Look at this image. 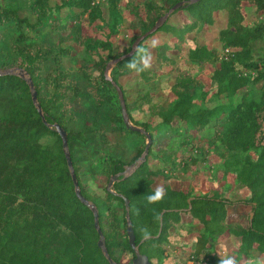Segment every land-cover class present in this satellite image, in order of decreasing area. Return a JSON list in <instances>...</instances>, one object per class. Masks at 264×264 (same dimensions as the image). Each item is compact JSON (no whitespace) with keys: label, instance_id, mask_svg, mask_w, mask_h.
Listing matches in <instances>:
<instances>
[{"label":"trees","instance_id":"1","mask_svg":"<svg viewBox=\"0 0 264 264\" xmlns=\"http://www.w3.org/2000/svg\"><path fill=\"white\" fill-rule=\"evenodd\" d=\"M180 1L139 44L158 42L150 70H129L135 39ZM263 38L264 0H0V264H131L128 212L151 264L264 260ZM116 85L152 135L146 154V141L131 157L112 148L110 135L147 137L126 125ZM178 133L206 140L157 142ZM159 179L164 199L149 205ZM234 205L250 206L247 222Z\"/></svg>","mask_w":264,"mask_h":264},{"label":"water","instance_id":"2","mask_svg":"<svg viewBox=\"0 0 264 264\" xmlns=\"http://www.w3.org/2000/svg\"><path fill=\"white\" fill-rule=\"evenodd\" d=\"M182 1L178 2L177 4H175L168 12H166L165 14L161 15L155 22V24L149 29L147 30L146 32L142 33L141 35H139L134 43H133V49L125 54L124 56L132 53L135 51V49L137 48V46H139L140 42L148 35L152 34L153 32H155L160 26H162L164 24V22L166 21V19L168 18L169 14L171 13V11L173 9H175ZM124 56H121L117 59H113L111 61L108 62L107 64V67H106V70H105V74L107 76V78H112L111 77V74H110V70L113 66V64H115L118 60L122 59ZM6 72H10V71H13L12 69H7L5 70ZM20 74L21 75H25V72L24 70L20 69ZM30 84H31V88L33 90V99L34 101L37 103L38 107H39V110L42 112V109H41V106H40V103L37 101V91L35 90V86H34V83L31 79V77L28 78ZM117 87V90H118V94H119V97H120V103H121V107H122V114H123V118H124V121L126 123V125L132 129H136V130H139V131H142V132H145L146 133V136L148 138L147 140V144H146V149H145V154L148 152L151 144H152V135L147 132L144 128H142L141 126H138V125H135L131 118H130V115H129V112H128V108H127V104H126V99H125V96H124V92L123 90L121 89V87L119 85H116ZM59 133L61 134L62 138H63V144H64V148H65V151H66V156L68 158V162H69V165L72 169V174H73V178L75 180V183H76V186H77V193L78 195L80 196V198L86 202L87 204H90L94 210H95V214H96V226L98 227V230L101 234V238L99 239V245L102 246L104 252L106 255L109 256V253H108V250H107V247H106V244H105V239H104V234L99 226V221H98V212H97V209L96 207L94 206V204H92L87 198H85L83 196V194L81 193V189L79 187V183L77 181V177H76V174L74 172V168H73V162H72V159H71V154H70V150H69V147H68V136H67V132L66 130L59 124L56 125ZM143 158H145V155L143 156ZM118 174H115L112 176V178L110 179L109 181V186H112L113 185V182H114V179L117 178ZM129 199L126 197V204L127 206H129ZM253 215V213H252ZM127 216H128V234H129V238H130V242H131V245L133 246L135 252H136V256L134 257L133 261L131 264H151V260L149 259V256L142 252L139 245L136 243V236H135V232H134V228H133V224H132V221L130 219V214L129 212L127 213ZM111 262L112 264H117L113 259H111Z\"/></svg>","mask_w":264,"mask_h":264},{"label":"rangeland","instance_id":"3","mask_svg":"<svg viewBox=\"0 0 264 264\" xmlns=\"http://www.w3.org/2000/svg\"><path fill=\"white\" fill-rule=\"evenodd\" d=\"M13 30V29H12ZM77 30L74 28H70L65 32L66 36L72 37L73 35H75L77 32ZM86 31V28H83V32ZM140 29H136L135 33H139ZM122 33H127L125 30L122 31ZM125 36H128V34H126ZM16 36L11 35V39H15ZM258 47H264V38L259 40L257 43ZM78 52L77 50H74V53ZM81 55L79 56V59H83V53H80ZM7 69H12V70H17L19 71L20 69H17L15 66H7ZM111 71V70H110ZM111 141H112V148L115 151H120L121 153H123L124 156L127 157H131L133 155L136 154L138 146L140 143H144L145 141L147 142L148 138H144L141 136H135V135H130L128 133H118L116 135H110ZM206 137L203 135H198V137H185L182 135V133H178L175 134L169 138L166 137V135H161L159 136V138H157V142H164L167 143L168 147L170 149L175 150L178 146L182 145L183 149L187 152L193 149H195L196 147H198L199 149H201V144L203 142H205ZM195 151H197V148L195 149ZM136 162H133L132 164H129L127 166V171H131L135 166H136ZM169 172V171H166ZM182 169L181 167L178 166L177 169H173L171 171V173L173 174H178L181 173ZM107 181L106 177H100L99 182L100 184H105ZM175 185H178V181L175 179L173 182ZM155 187H163V179H159L156 183H155ZM250 210V206H242V205H236V206H232L230 208V216L238 219V220H242L244 222H247L248 220V212Z\"/></svg>","mask_w":264,"mask_h":264},{"label":"clouds","instance_id":"4","mask_svg":"<svg viewBox=\"0 0 264 264\" xmlns=\"http://www.w3.org/2000/svg\"><path fill=\"white\" fill-rule=\"evenodd\" d=\"M158 42L153 40L151 44L147 47L137 46L133 57L126 64V67L134 73L141 74L145 71L150 70L152 66V51L151 49L156 48ZM165 190L163 187H157L152 194H149L146 199V203L149 205L158 204L164 199ZM159 219V217H156ZM142 239L147 240L151 238V233L148 228L141 229ZM220 264H238V261L234 257H222L220 259ZM249 264H264V260H257L255 262H249Z\"/></svg>","mask_w":264,"mask_h":264},{"label":"crops","instance_id":"5","mask_svg":"<svg viewBox=\"0 0 264 264\" xmlns=\"http://www.w3.org/2000/svg\"><path fill=\"white\" fill-rule=\"evenodd\" d=\"M174 182V180L172 181V183ZM173 186H175V187H178L179 186V182H178V185H175L174 183H173ZM234 206H236V205H234ZM232 207V206H231ZM230 207V208H231ZM230 211V210H229ZM230 213V212H229ZM229 216H230V214H229ZM231 217V216H230ZM242 221V220H241Z\"/></svg>","mask_w":264,"mask_h":264},{"label":"built area","instance_id":"6","mask_svg":"<svg viewBox=\"0 0 264 264\" xmlns=\"http://www.w3.org/2000/svg\"><path fill=\"white\" fill-rule=\"evenodd\" d=\"M96 1H99V0H96ZM228 52H229V49L226 48L225 53L228 54Z\"/></svg>","mask_w":264,"mask_h":264}]
</instances>
